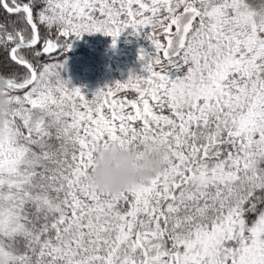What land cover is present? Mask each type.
Listing matches in <instances>:
<instances>
[{"label": "snow or ice", "instance_id": "6c2138e0", "mask_svg": "<svg viewBox=\"0 0 264 264\" xmlns=\"http://www.w3.org/2000/svg\"><path fill=\"white\" fill-rule=\"evenodd\" d=\"M0 8V264H264V0ZM128 29L142 74L91 97L64 77L75 40ZM110 144L168 155L113 194L90 179Z\"/></svg>", "mask_w": 264, "mask_h": 264}, {"label": "rangeland", "instance_id": "374dc122", "mask_svg": "<svg viewBox=\"0 0 264 264\" xmlns=\"http://www.w3.org/2000/svg\"><path fill=\"white\" fill-rule=\"evenodd\" d=\"M85 36L87 37V34L84 35L86 41L73 46L72 54L78 55L67 60L65 78L70 79L73 86L81 87L89 97L99 89L126 81L134 69L138 70L139 66H142L139 50L150 48L147 38L143 34H134L132 29H128L119 37L116 47L112 46L111 36L102 33L88 34L89 38H93L91 40ZM81 50L83 51L80 53ZM120 59L124 61L118 62ZM125 59H128V62ZM142 73L143 70L139 69L136 74ZM135 96L136 93L131 90L118 94V98Z\"/></svg>", "mask_w": 264, "mask_h": 264}, {"label": "clouds", "instance_id": "9594fccd", "mask_svg": "<svg viewBox=\"0 0 264 264\" xmlns=\"http://www.w3.org/2000/svg\"><path fill=\"white\" fill-rule=\"evenodd\" d=\"M7 93V80L0 77V131L11 114ZM167 155L155 144H148L142 152L116 144L101 146L94 154L90 179L98 190L117 194L160 173Z\"/></svg>", "mask_w": 264, "mask_h": 264}, {"label": "trees", "instance_id": "16d2710c", "mask_svg": "<svg viewBox=\"0 0 264 264\" xmlns=\"http://www.w3.org/2000/svg\"><path fill=\"white\" fill-rule=\"evenodd\" d=\"M259 1V2H258ZM258 1H256L255 0V3H260V1L261 0H258ZM11 19H14V18H11V17H9L5 12H4V10L2 9V8H0V24H2V23H5L6 21H10ZM86 37V36H85ZM86 39H88V40H91V39H93V38H89L88 37V34H87V37H86ZM83 41H86V40H84V36H83V38L82 39H79V40H75L74 42H73V46H74V44H77V43H82ZM96 45V44H95ZM100 48H102L101 46H100ZM83 50H81L80 51V53L82 52ZM105 51H107V50H105ZM73 53V47H72V50L70 51V52H68L67 53V60L68 59H70V58H72L74 55H78V53H74V54H72ZM54 55V54H53ZM80 55V54H79ZM124 61V59H120L118 62H123ZM125 61H127L128 62V59H125ZM117 62V63H118ZM116 64V63H115ZM117 65V64H116ZM140 68H138V70L137 69H134V72L135 73H137V71H139V69H142L143 70V65L141 66H139ZM66 75H65V72H64V77H65Z\"/></svg>", "mask_w": 264, "mask_h": 264}]
</instances>
